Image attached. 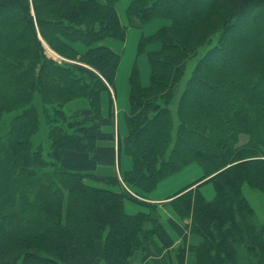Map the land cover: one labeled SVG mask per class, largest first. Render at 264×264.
<instances>
[{
	"label": "trees",
	"instance_id": "1",
	"mask_svg": "<svg viewBox=\"0 0 264 264\" xmlns=\"http://www.w3.org/2000/svg\"><path fill=\"white\" fill-rule=\"evenodd\" d=\"M118 1L0 0V264H135L162 230L147 196L192 163L202 176L166 203L184 223L174 264L187 253L193 264H264V222L243 193L264 195V0L130 2L128 25L170 24L139 41L150 81L133 66L121 182L81 171L121 61L102 45L125 40ZM42 122L45 148L34 143ZM125 202L143 209L129 214Z\"/></svg>",
	"mask_w": 264,
	"mask_h": 264
},
{
	"label": "rangeland",
	"instance_id": "2",
	"mask_svg": "<svg viewBox=\"0 0 264 264\" xmlns=\"http://www.w3.org/2000/svg\"><path fill=\"white\" fill-rule=\"evenodd\" d=\"M131 1L132 0H119L116 4V10H117L120 22L121 24L127 26L125 40L119 41V40H115L112 38H107L104 42H102V44H106V45H109L110 43H112L113 46H111V48H113V50L121 56V61L116 71L115 78H114V86H115V93H116L115 100L117 101L118 107L120 108H121V104L123 103H124V108H126L127 106L129 107V103L127 101L128 90H129L128 81H129L131 70L134 65H136L138 69L139 77L141 79V84L143 86L149 85L150 66L148 63L147 55L146 53L140 54V55L138 54V45H139V41L141 37L152 35L158 30V28H161L163 26H168L170 24V20L168 19H155L141 27H135V26L128 25L129 23L127 21L125 11ZM158 44L153 43V44L148 45L146 47V52H148V50L158 48ZM76 46H77V49L82 52L85 50V47L81 43L76 44ZM46 51L49 56H52L54 59H56V56L49 49H47ZM203 51L204 50L201 49L198 55L202 54ZM195 61H196V58L194 57L188 61L187 68H186L187 72L183 79V82L188 78L189 73L195 64ZM121 123L126 129V124L124 125L123 113L120 111L119 125H121ZM46 133H47L46 125L44 122H42L40 131L37 134V136L34 138V143L42 144V145L45 144ZM126 135L127 133L125 134V136ZM43 147L45 148V145H43ZM122 160L128 161L129 163L128 170H130L132 167L131 159L128 156L121 154V167H119L118 164L113 165V167L104 165L100 169H98V176L100 178L102 177L104 179H107V177L112 176V173H113V176L115 177V179H118L121 182L122 172L127 171L123 168ZM111 169L113 170V172H111ZM201 176H202L201 167L197 163H192L186 168H184L181 172L171 176L170 178L166 179L164 182L162 181V184L158 187L157 190H155L156 191L155 193H157L161 197L169 196L177 192L179 189H181L183 186H185L189 182L199 179V177ZM89 184L97 185L98 187L103 188V189H109V187L106 184L97 183V182L96 183L89 182ZM201 192L203 193V195L205 196L207 200H212L215 197V191L211 183L204 184L201 187ZM243 193H244V196L249 201L251 207L254 209V212L256 213L255 216L257 218L258 223H263L264 222V195L259 193L257 190H254L247 186L243 188ZM142 209H143L142 207L132 202H125V210L129 214H135L136 212L141 211ZM135 261H136V257L134 259V262Z\"/></svg>",
	"mask_w": 264,
	"mask_h": 264
},
{
	"label": "crops",
	"instance_id": "3",
	"mask_svg": "<svg viewBox=\"0 0 264 264\" xmlns=\"http://www.w3.org/2000/svg\"><path fill=\"white\" fill-rule=\"evenodd\" d=\"M102 45H105L113 50V48H111V46H113L112 43H110L109 45L106 44H102ZM159 46L160 45L158 44V48L152 50L147 49V50L148 52L157 51L159 49ZM115 75L116 72L113 76V86L110 85L109 87V91H108L109 93L104 92L101 96L102 119L100 124L98 125L97 150L95 156L90 157L89 159L86 160V161H90V163L87 164V162H85V164L81 166V171L92 172L98 175V169H100L104 165L113 167V165L118 164V166L121 167V155L119 157L117 153V142L118 139L121 140L125 137V134L127 133V127L125 129L122 123L121 125H119V116L121 111L123 113L124 125H125V115L127 114L129 107L127 106L126 108H124V103L121 104V108L118 107L117 101L115 100L116 98L115 86H114ZM140 83H141V79H140ZM128 95H129V90H128ZM110 100L112 101V109H110ZM127 101H128V97H127ZM110 111L112 115H110ZM122 165L123 168L128 171L129 169L128 161L122 160ZM111 172H113L112 169ZM114 179L115 177L113 176V173L112 176L107 177V180L109 181ZM165 180H163V182ZM196 180L191 181L189 183L195 182ZM161 184L162 182L158 185V187ZM188 184H186L185 186H187ZM185 186H183L181 189H183ZM181 189L165 197L159 196L157 193H155L156 191L152 192L147 196L148 198L146 200L147 202L158 203L159 205L158 208L161 217L162 230L159 233H157L151 239V241L147 243L145 247V254L142 257L137 255L138 257H136V261L134 262L135 264H174L173 249H175L177 246L183 243L184 223L176 216V214L173 212L171 207L166 203L170 200V197L178 193ZM187 242L189 245H196L199 242V238L196 236H189L187 238ZM193 262H194V254L187 253L185 257V264H193Z\"/></svg>",
	"mask_w": 264,
	"mask_h": 264
}]
</instances>
